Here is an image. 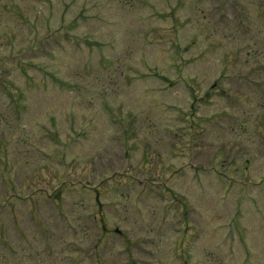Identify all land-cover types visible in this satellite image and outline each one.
<instances>
[{"label": "rangeland", "instance_id": "obj_1", "mask_svg": "<svg viewBox=\"0 0 264 264\" xmlns=\"http://www.w3.org/2000/svg\"><path fill=\"white\" fill-rule=\"evenodd\" d=\"M127 1L0 0V64L19 55L38 67L24 66L34 80L12 69L32 104L20 120L0 97V155L12 150L15 166L10 174L0 161V251L15 247L2 260L20 251L11 264H264V141L255 135L264 137V0ZM240 126L246 151L259 147L237 158L243 175L228 187L212 158ZM37 145L59 152L41 178L27 166ZM158 174L167 184L156 193L145 183ZM173 193L189 199L185 210Z\"/></svg>", "mask_w": 264, "mask_h": 264}]
</instances>
